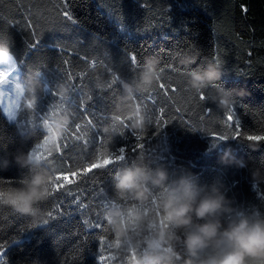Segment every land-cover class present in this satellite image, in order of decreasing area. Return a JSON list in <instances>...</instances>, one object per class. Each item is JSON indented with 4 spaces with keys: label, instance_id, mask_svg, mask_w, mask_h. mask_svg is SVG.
Wrapping results in <instances>:
<instances>
[{
    "label": "trees",
    "instance_id": "16d2710c",
    "mask_svg": "<svg viewBox=\"0 0 264 264\" xmlns=\"http://www.w3.org/2000/svg\"><path fill=\"white\" fill-rule=\"evenodd\" d=\"M7 39L20 80L39 69L49 87L38 92L34 110L20 102L19 125L0 108V186L28 172L14 156L44 144L43 121L68 111L71 118L51 153L38 148L56 172L51 194L39 205L48 223L35 226L0 205V252L8 247L3 264H136L131 256L137 260L139 250L100 248V238L116 241L102 204L117 198L113 174L153 149L170 174L190 169L208 183L220 177L239 202L264 211V185L253 191L245 169L225 167L218 151H206L211 139L223 136L229 140L222 146L249 164L264 155V141L257 151L239 142L264 137V0H0V41ZM173 49L196 54L192 68L208 61L222 65L220 83L243 91L231 111L199 100L187 70L171 60ZM153 54L161 61L159 81L122 103L120 80L131 81ZM202 91L207 96L214 88ZM133 106L146 116L143 130H130ZM121 147L124 161L84 171L114 159ZM76 196L84 207H77Z\"/></svg>",
    "mask_w": 264,
    "mask_h": 264
},
{
    "label": "clouds",
    "instance_id": "9594fccd",
    "mask_svg": "<svg viewBox=\"0 0 264 264\" xmlns=\"http://www.w3.org/2000/svg\"><path fill=\"white\" fill-rule=\"evenodd\" d=\"M170 56L175 64L187 70L191 89L203 93L202 90L214 88L207 96L203 93L202 101L215 104L222 112L234 108L236 96L243 91L235 93L220 83L223 68L219 62L208 61L192 68L197 56L191 50L173 49ZM15 62L8 39L0 41V65ZM160 63L156 54L148 55L137 76L131 81L121 79L120 101L133 100L137 93L158 82ZM42 76V71L35 69L21 77L23 92L17 103L20 105L22 101L24 109L34 110L38 92L47 91L49 86ZM70 118L68 111L43 121L44 144L34 145L27 152L17 151L14 156L16 164L28 172L18 181L0 186V205L29 217L35 226L46 224L45 213L39 205L48 199L56 176L38 148L51 153ZM130 119V130L145 128L147 119L139 107L133 106ZM28 126L34 129L35 122ZM228 140L211 139L206 151H218L220 163L225 167L245 169L255 191L264 185V155L258 162L249 164L232 147L222 146ZM239 142L247 144L252 151L261 146L260 141ZM161 160L156 149L149 154L142 152L112 176L117 198L108 201L104 218L119 247L125 251L139 250L136 264H264V211L239 202L220 177L210 183L201 182L199 175L190 169L172 175ZM7 163L4 162L5 167Z\"/></svg>",
    "mask_w": 264,
    "mask_h": 264
},
{
    "label": "snow or ice",
    "instance_id": "6c2138e0",
    "mask_svg": "<svg viewBox=\"0 0 264 264\" xmlns=\"http://www.w3.org/2000/svg\"><path fill=\"white\" fill-rule=\"evenodd\" d=\"M64 15L69 20H71V17L68 15L67 12H65ZM32 47L35 48L36 47V44H33ZM131 60H132L133 63H135V57L134 56L131 58ZM7 65L9 66V68L14 69L16 67V62L15 63H9ZM4 75H6V73L3 74V75H0V82L7 83V81L4 80ZM13 82L15 84V93H16L17 101H18V98L22 94L23 89L21 88L20 83L19 82H16L15 78H13ZM159 87L160 88H164V85L163 84H160ZM171 91L174 92L175 89H171ZM195 93L198 94L199 100L202 101L203 93L197 92V91H195ZM149 99H151V98H149ZM17 101H14L13 102V106L12 107L19 108V104L17 103ZM153 103H155V101H153ZM6 111L8 113V119L9 120H14L16 118V113L14 111H12L11 109H8ZM161 111H163V110H161ZM228 119L231 120L232 119V116L229 115L228 116ZM87 123H88L89 126H91V124H92V122L90 120ZM121 123H123V121H121ZM79 127L80 126L77 125V131H79ZM236 135L239 136L240 134L237 133ZM80 138L81 137H77V139H80ZM224 138L225 137H223V136L220 137V139H224ZM247 139L248 140H253V141H264V137H262V136H248ZM124 151H125V149L123 147H121L119 149V153L115 155L114 159L112 157L105 158L102 163H93L87 169H85L84 171L85 172H91L93 169H96V168H99V167H103L105 165H108L109 163H113L114 161H124L125 160ZM101 188H102V186H101ZM80 199H81L80 196L74 197V202L76 203V205H77L78 208L84 207V205L82 203H80ZM107 203L108 202L103 203L102 204V207L105 208L107 206ZM48 216L51 219H55V217H53V213L52 212H49L48 213ZM45 223L47 224L48 221H46ZM96 227L99 228L100 225L97 224ZM85 246H86V244L84 245V247ZM99 246H100L101 249H103L104 247H108V248L116 247V248H119V241L116 239L115 244H108L106 241L103 240V238H100V240H99ZM7 248H4L3 251L0 252V264H3L4 257H5L4 253H5V251H6ZM100 260L101 261H105V257L101 255L100 256ZM131 260L134 261V262L136 261V254L135 253H133V255L131 256Z\"/></svg>",
    "mask_w": 264,
    "mask_h": 264
},
{
    "label": "rangeland",
    "instance_id": "374dc122",
    "mask_svg": "<svg viewBox=\"0 0 264 264\" xmlns=\"http://www.w3.org/2000/svg\"><path fill=\"white\" fill-rule=\"evenodd\" d=\"M5 73L6 75H4V80H6L7 83L0 82V108L8 121L15 122L19 125L21 124V119L19 118L20 105L19 108L12 107L13 102L17 101L13 78H15L16 82H20V74L17 63L14 69L9 68L8 65H0V75ZM8 109H11L16 113V118L14 121L8 119V113L6 111Z\"/></svg>",
    "mask_w": 264,
    "mask_h": 264
}]
</instances>
